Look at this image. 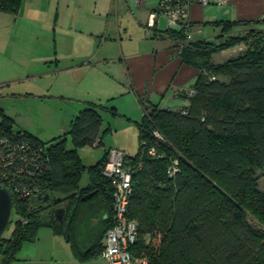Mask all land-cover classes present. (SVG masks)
Returning a JSON list of instances; mask_svg holds the SVG:
<instances>
[{
    "label": "trees",
    "instance_id": "1",
    "mask_svg": "<svg viewBox=\"0 0 264 264\" xmlns=\"http://www.w3.org/2000/svg\"><path fill=\"white\" fill-rule=\"evenodd\" d=\"M22 1L0 0V10L16 14ZM231 26L227 22L224 31ZM168 33L184 41L183 30ZM241 43L246 48L238 56L213 61L215 52ZM180 55L200 69L188 113L146 104L139 150L125 155V164L135 165L129 216L138 222V239L132 258L151 264H264V188L256 175L257 168L264 169V25L220 43L185 42ZM0 116V132H16L42 148L49 165L41 198L15 196L0 264H14L41 227L65 235L78 260L98 257L113 224V187L102 170L110 150L87 168L78 148L101 142L108 131L99 109L81 110L66 133L48 141L15 126L1 107ZM153 146L155 156L148 152ZM173 158L179 170L170 175ZM85 170L89 182L81 185ZM58 197L66 204L64 221L47 205ZM95 220L101 227L91 233L88 225Z\"/></svg>",
    "mask_w": 264,
    "mask_h": 264
},
{
    "label": "crops",
    "instance_id": "2",
    "mask_svg": "<svg viewBox=\"0 0 264 264\" xmlns=\"http://www.w3.org/2000/svg\"><path fill=\"white\" fill-rule=\"evenodd\" d=\"M157 4L158 0H23L16 14L0 10V70L5 66L6 71H12L0 75V95L4 86L11 85L12 94L77 103L79 109L72 114L71 122L81 110L91 106L99 109L102 118L103 111L116 114L120 111L118 99H126L129 108L120 112L138 127L140 146L139 124L144 106L187 104L180 89L194 85L200 74L198 67L183 61L178 51L182 41L168 33L171 29L166 17H161L156 26H149L151 11ZM121 13L133 16L136 34L130 24L122 26ZM190 19L193 43H220L228 35L263 26L264 0L194 3ZM227 22L232 24L229 32L224 31ZM207 24L217 29L214 35H206ZM233 47L215 52L213 61L225 62L241 54L246 46L241 43L225 57L220 56L227 60L216 61L218 54ZM43 67L45 70L41 71ZM52 74H74L76 81L95 74L94 86L91 93L78 94L71 85L57 86L47 81ZM22 83H26L22 90L13 87ZM102 142L94 144L99 146ZM113 148L119 149L108 147L105 151ZM120 150L129 154L127 149ZM32 245L27 246L28 251L34 250L35 241ZM62 251V255L55 251L51 264H107L101 254L78 260L69 242Z\"/></svg>",
    "mask_w": 264,
    "mask_h": 264
},
{
    "label": "built area",
    "instance_id": "3",
    "mask_svg": "<svg viewBox=\"0 0 264 264\" xmlns=\"http://www.w3.org/2000/svg\"><path fill=\"white\" fill-rule=\"evenodd\" d=\"M214 0H158L152 9L149 26L154 27L161 16L167 18L170 29L183 30L184 41L193 39V23L190 19V7L194 3L207 5ZM180 42L178 51L181 52L185 42ZM205 75L210 76L207 71ZM187 104L172 105L167 108L187 114V106L191 98L196 95L195 86L181 88ZM145 112V111H144ZM153 134L160 140H165L159 129ZM152 156L157 155L155 147L148 150ZM104 175L113 187L114 212L113 224L106 231L104 248L101 252L107 264H151L148 259L135 260L132 258L131 247L138 239V222L129 216V205L133 192L135 165L125 164L124 151L113 148L108 160L102 166ZM179 170V160L172 159L168 172L170 175ZM49 165L42 154V148L33 145L29 140L17 136L16 132L9 135L0 132V183L8 187L14 196L20 198H34L43 191V180L48 178Z\"/></svg>",
    "mask_w": 264,
    "mask_h": 264
},
{
    "label": "rangeland",
    "instance_id": "4",
    "mask_svg": "<svg viewBox=\"0 0 264 264\" xmlns=\"http://www.w3.org/2000/svg\"><path fill=\"white\" fill-rule=\"evenodd\" d=\"M165 17V16H161ZM160 17V18H161ZM120 23L131 25L136 29V22H133L134 18L132 15L120 14ZM119 19V20H120ZM129 19V22L127 21ZM116 22V21H115ZM216 28L212 25H206V35H214ZM136 34V32H135ZM239 45V44H238ZM238 45L231 48L230 50L220 53L216 56V61H225L226 58H220V56H226L225 54L238 48ZM246 47L243 49L245 50ZM229 57V56H228ZM221 59V60H219ZM2 73L8 74L12 71H6L5 66ZM45 70V67L41 68ZM15 71V70H14ZM19 73L21 70H19ZM52 74L47 81H51L55 85H71V88L75 89L78 94L81 92L89 91L91 93L93 89V80L95 74H89L88 78L82 81H76L74 74ZM93 76V77H92ZM102 80L105 82L104 76ZM26 86V83L16 84L13 87L22 90ZM2 88V87H0ZM6 89H1L3 95H0V107L6 116L10 117L14 122L15 126L26 129L33 134L37 135L42 140L48 141L63 135L65 130H69L72 119V114L75 113L76 109H79L76 104L71 105L67 100L60 99L57 101H47L43 99H37L32 96H24L19 94L11 93V85L4 86ZM9 90V91H7ZM7 91V92H6ZM125 98V97H124ZM120 100V101H119ZM126 99H118L119 110L129 108V103ZM116 114L112 111H103V127L108 128L103 135V142L97 146L95 144L85 145L78 148L79 154L82 159V163L88 168L91 165L96 164L104 155L105 149L108 147H118L119 149H127L129 154L135 155L139 149V129L134 122L131 123L122 112ZM135 115V114H134ZM74 117V116H73ZM1 120V116H0ZM129 124H132L129 125ZM65 129V130H64ZM69 146H72L71 140H69ZM256 175L259 177V186L261 189L264 188V169H256ZM89 182L88 171L85 170L82 174L81 185H86ZM61 205L66 206L65 203ZM92 224V225H91ZM101 224L97 220L89 223L88 231L94 232L99 230ZM13 225L7 229L5 236H9ZM67 238L65 235L55 232L50 227H41L37 234L35 241L34 250L28 251L27 246H33L32 242L25 244L19 251L18 259L14 261L15 264H51L52 257L55 255H62V248L64 244H67Z\"/></svg>",
    "mask_w": 264,
    "mask_h": 264
},
{
    "label": "water",
    "instance_id": "5",
    "mask_svg": "<svg viewBox=\"0 0 264 264\" xmlns=\"http://www.w3.org/2000/svg\"><path fill=\"white\" fill-rule=\"evenodd\" d=\"M92 195V193L86 194L85 198ZM38 198L42 197V194L37 195ZM50 195L44 196L45 200H48ZM15 196L13 192L6 186L0 183V246L3 243V237L7 229L9 228L12 220V213L15 206ZM62 198L58 197L54 199L55 204L61 203ZM56 217L60 221H64L67 215V208L63 205H56L53 208Z\"/></svg>",
    "mask_w": 264,
    "mask_h": 264
},
{
    "label": "flooded vegetation",
    "instance_id": "6",
    "mask_svg": "<svg viewBox=\"0 0 264 264\" xmlns=\"http://www.w3.org/2000/svg\"><path fill=\"white\" fill-rule=\"evenodd\" d=\"M54 199H55V198H51L50 200H52V201L49 200V203H47L48 207L50 208L49 210H51L52 207H55L56 205H61V204H62V201H61V203H59V204H55V203H54Z\"/></svg>",
    "mask_w": 264,
    "mask_h": 264
}]
</instances>
